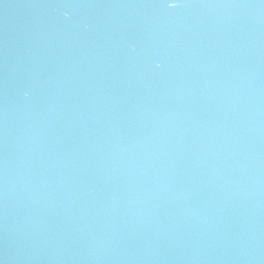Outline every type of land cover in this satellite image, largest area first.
<instances>
[{
  "label": "water",
  "instance_id": "water-1",
  "mask_svg": "<svg viewBox=\"0 0 264 264\" xmlns=\"http://www.w3.org/2000/svg\"><path fill=\"white\" fill-rule=\"evenodd\" d=\"M0 264H264V0H0Z\"/></svg>",
  "mask_w": 264,
  "mask_h": 264
}]
</instances>
